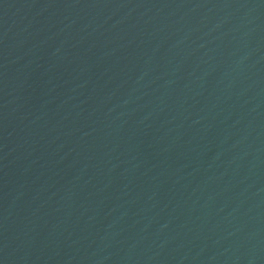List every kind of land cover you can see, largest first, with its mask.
I'll list each match as a JSON object with an SVG mask.
<instances>
[{
  "label": "water",
  "instance_id": "obj_1",
  "mask_svg": "<svg viewBox=\"0 0 264 264\" xmlns=\"http://www.w3.org/2000/svg\"><path fill=\"white\" fill-rule=\"evenodd\" d=\"M0 264H264V0H0Z\"/></svg>",
  "mask_w": 264,
  "mask_h": 264
}]
</instances>
